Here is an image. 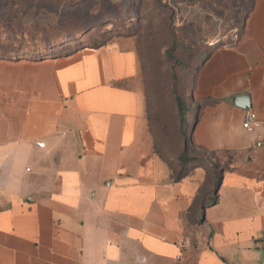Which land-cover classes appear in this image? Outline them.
Returning a JSON list of instances; mask_svg holds the SVG:
<instances>
[{
  "label": "crops",
  "instance_id": "crops-1",
  "mask_svg": "<svg viewBox=\"0 0 264 264\" xmlns=\"http://www.w3.org/2000/svg\"><path fill=\"white\" fill-rule=\"evenodd\" d=\"M243 14L204 27L186 137L208 158L179 178L132 37L0 58V264H264V0Z\"/></svg>",
  "mask_w": 264,
  "mask_h": 264
},
{
  "label": "rangeland",
  "instance_id": "rangeland-1",
  "mask_svg": "<svg viewBox=\"0 0 264 264\" xmlns=\"http://www.w3.org/2000/svg\"><path fill=\"white\" fill-rule=\"evenodd\" d=\"M251 5L252 0H0V58L38 49L51 53L50 48L64 53L83 42L97 45L114 36L132 37L148 97L152 84L160 90L159 114L170 142L179 132L188 135L192 113L182 121L168 73L176 75L174 89L183 98L192 71L182 62L210 49L211 34L205 37L204 27L213 18L228 27L229 21L239 25ZM224 30L213 45L224 43Z\"/></svg>",
  "mask_w": 264,
  "mask_h": 264
},
{
  "label": "trees",
  "instance_id": "trees-1",
  "mask_svg": "<svg viewBox=\"0 0 264 264\" xmlns=\"http://www.w3.org/2000/svg\"><path fill=\"white\" fill-rule=\"evenodd\" d=\"M89 45V43H81L73 47L72 49H77L80 47H84ZM183 46H186V42L183 44ZM71 49V50H72ZM187 49L186 47L184 50ZM51 53L46 52V51H41V50H36L33 52H30L28 54L24 55H29V54H38L39 56H45V55H57V54H62V52H57L54 50H51ZM53 51V52H52ZM46 53V54H45ZM169 55V52H166ZM23 55V56H24ZM20 57V56H18ZM170 59H174V56H171ZM186 61V62H185ZM184 63L182 62L183 67L186 70L192 71V67H194L195 63H197V58L192 60V58L186 59ZM191 73V72H188ZM168 75L170 76V86H171V93L174 94L175 97V106L179 112V114L182 117V121L185 118V115L188 113L190 110V105L192 102V96H191V87H192V82H193V71H192V79L190 84L187 82L185 83V93L184 97H180L178 94V90L175 88L174 89V81L176 80V75L172 72H169ZM176 85V83H175ZM187 86V87H186ZM153 90V94H151V98L147 96V116L151 124V131L153 132L155 138H154V143H155V149L156 151L162 153L164 152H169L171 153H176L179 158H183L181 162L180 167L178 168L176 172V178L181 177L185 173H187L191 169V165L193 164H203L208 156L201 154V155H194V156H189L188 151L192 150V145H191V140L186 137V133H181L179 132V135L173 140V141H168L169 134L165 127L163 126L162 122V117L159 114V106H161L160 102V90H157V87L150 86ZM170 139V138H169ZM165 149V150H164ZM173 155V154H172ZM221 177V170L220 169H214V179L219 180Z\"/></svg>",
  "mask_w": 264,
  "mask_h": 264
},
{
  "label": "built area",
  "instance_id": "built-area-1",
  "mask_svg": "<svg viewBox=\"0 0 264 264\" xmlns=\"http://www.w3.org/2000/svg\"><path fill=\"white\" fill-rule=\"evenodd\" d=\"M258 125L257 116L255 111L249 109L243 119L242 126L245 129L251 130L253 127Z\"/></svg>",
  "mask_w": 264,
  "mask_h": 264
},
{
  "label": "water",
  "instance_id": "water-1",
  "mask_svg": "<svg viewBox=\"0 0 264 264\" xmlns=\"http://www.w3.org/2000/svg\"><path fill=\"white\" fill-rule=\"evenodd\" d=\"M233 103L242 108L250 107V99L248 94H240L233 98Z\"/></svg>",
  "mask_w": 264,
  "mask_h": 264
}]
</instances>
